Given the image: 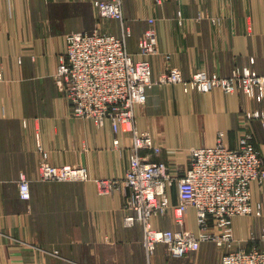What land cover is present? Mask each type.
<instances>
[{"label": "crops", "instance_id": "1", "mask_svg": "<svg viewBox=\"0 0 264 264\" xmlns=\"http://www.w3.org/2000/svg\"><path fill=\"white\" fill-rule=\"evenodd\" d=\"M96 1L0 0V264H221L227 248L215 241L183 256L170 255L160 244L149 257L143 225L124 223L133 213L130 192L98 191L96 178L124 176L132 134L75 115L55 76L68 32L96 26L121 32L117 20L100 19ZM123 12L134 53L154 19L153 80L174 66L185 78L199 70L228 75L244 65L264 74V0H123ZM254 109H264V98L154 83L136 107V126L162 147L147 156L185 169L191 148L214 145L220 131L234 148L244 132H252L264 156V119H245ZM44 153L52 164L85 166L90 179L40 180ZM22 177L30 181V198L20 194ZM170 200L178 201L176 185ZM252 206V214L233 218V249H264V183L252 184ZM152 222L179 227L172 210ZM186 227L198 229L194 207L186 210Z\"/></svg>", "mask_w": 264, "mask_h": 264}, {"label": "built area", "instance_id": "2", "mask_svg": "<svg viewBox=\"0 0 264 264\" xmlns=\"http://www.w3.org/2000/svg\"><path fill=\"white\" fill-rule=\"evenodd\" d=\"M161 3L163 0H156ZM100 19H115L119 34L101 31H74L65 35L64 51L59 57L56 80L71 103L75 115L91 119L102 127L108 122L114 132L125 127L131 132V159L123 177L96 178L101 194L114 189L130 192L132 214L124 217L126 225H143V245L150 257L158 245L165 244L173 256H183L198 250L204 241H215L227 248L221 264H264V249L257 245L233 249L236 241L233 218L253 213L252 184L264 183V156L246 131L239 147H231L220 131L212 146L192 147L188 166L171 168L162 160H154L162 147L155 143L149 131L136 126V107L147 99V90L154 83H180L186 91H210L220 87L226 92L242 91L252 98H264V74L244 66L230 75L196 71L185 78L182 70L171 67L152 78L150 57L157 53V31L154 19L144 31L136 54L128 50L131 34L126 26L123 0H97ZM169 57V56H168ZM246 121L264 119V109H254L245 115ZM119 138L114 139L118 145ZM47 154L39 163L42 181H86L90 179L83 165L52 164ZM177 186L178 201L170 200V189ZM20 194L30 198V181L22 177ZM194 207L197 231L186 227V210ZM173 211L177 229L158 228L153 217Z\"/></svg>", "mask_w": 264, "mask_h": 264}, {"label": "rangeland", "instance_id": "3", "mask_svg": "<svg viewBox=\"0 0 264 264\" xmlns=\"http://www.w3.org/2000/svg\"><path fill=\"white\" fill-rule=\"evenodd\" d=\"M97 9H98V8H97ZM97 27H99V26H96L95 28H97ZM95 28H94V29H95ZM94 29H93V30H94ZM73 32H74V31H73ZM68 33H69V32H68ZM109 33H112V32H109ZM114 34H115V33H114ZM139 41H140V40H139ZM64 42H65V40H64ZM128 50L130 51L129 47H128ZM157 50H158V49H157ZM130 52H132V51H130ZM157 52H158V51H157ZM132 53H134V52H132ZM136 53H137V52H136ZM136 53H134V54H136ZM151 56H152V55H151ZM59 57H60V56H59ZM59 62H60V61H59ZM58 66H59V65H58ZM244 66H249V65H244ZM244 66H236V67H244ZM236 67H234V68H236ZM249 67H251V66H249ZM234 68H233V69H234ZM251 68H253V67H251ZM253 69H254V68H253ZM232 71H233V70H232ZM256 71H257V70H256ZM257 72H258V71H257ZM231 73H232V72H231ZM231 73H230V74H231ZM217 74H218V73H217ZM230 74H228V75H230ZM261 74H262V73H261ZM220 75H222V74H220ZM183 88H184V87H183ZM184 90H185V89H184ZM185 91H186V90H185ZM187 92H189V91H187Z\"/></svg>", "mask_w": 264, "mask_h": 264}]
</instances>
